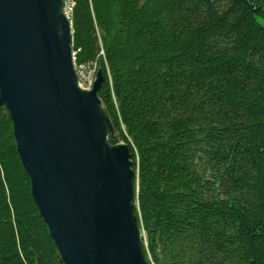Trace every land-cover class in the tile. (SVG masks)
<instances>
[{
  "label": "trees",
  "instance_id": "trees-1",
  "mask_svg": "<svg viewBox=\"0 0 264 264\" xmlns=\"http://www.w3.org/2000/svg\"><path fill=\"white\" fill-rule=\"evenodd\" d=\"M77 68L136 173L149 264H264V0H72ZM0 264H63L0 106Z\"/></svg>",
  "mask_w": 264,
  "mask_h": 264
},
{
  "label": "water",
  "instance_id": "water-1",
  "mask_svg": "<svg viewBox=\"0 0 264 264\" xmlns=\"http://www.w3.org/2000/svg\"><path fill=\"white\" fill-rule=\"evenodd\" d=\"M64 0H0V106L63 264H149L134 213L132 155L112 144L99 92L75 68Z\"/></svg>",
  "mask_w": 264,
  "mask_h": 264
},
{
  "label": "built area",
  "instance_id": "built-area-1",
  "mask_svg": "<svg viewBox=\"0 0 264 264\" xmlns=\"http://www.w3.org/2000/svg\"><path fill=\"white\" fill-rule=\"evenodd\" d=\"M72 9H73V2L72 0H64V13L71 19L72 16ZM74 55V54H73ZM76 68V72L79 78V85L83 89H91L94 85L95 78H96V67L84 69L83 67Z\"/></svg>",
  "mask_w": 264,
  "mask_h": 264
},
{
  "label": "rangeland",
  "instance_id": "rangeland-1",
  "mask_svg": "<svg viewBox=\"0 0 264 264\" xmlns=\"http://www.w3.org/2000/svg\"><path fill=\"white\" fill-rule=\"evenodd\" d=\"M118 143H123V142L119 141Z\"/></svg>",
  "mask_w": 264,
  "mask_h": 264
},
{
  "label": "bare ground",
  "instance_id": "bare-ground-1",
  "mask_svg": "<svg viewBox=\"0 0 264 264\" xmlns=\"http://www.w3.org/2000/svg\"><path fill=\"white\" fill-rule=\"evenodd\" d=\"M87 90H90V89H87Z\"/></svg>",
  "mask_w": 264,
  "mask_h": 264
}]
</instances>
